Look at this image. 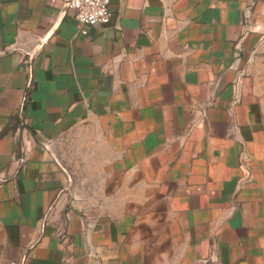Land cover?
I'll return each mask as SVG.
<instances>
[{"label":"crops","instance_id":"obj_1","mask_svg":"<svg viewBox=\"0 0 264 264\" xmlns=\"http://www.w3.org/2000/svg\"><path fill=\"white\" fill-rule=\"evenodd\" d=\"M110 8L0 0V264H264V0Z\"/></svg>","mask_w":264,"mask_h":264},{"label":"built area","instance_id":"obj_2","mask_svg":"<svg viewBox=\"0 0 264 264\" xmlns=\"http://www.w3.org/2000/svg\"><path fill=\"white\" fill-rule=\"evenodd\" d=\"M113 0H69L67 12L82 26H107L113 19L110 8ZM65 0H49L51 8L61 10ZM82 33H85L82 31Z\"/></svg>","mask_w":264,"mask_h":264},{"label":"water","instance_id":"obj_3","mask_svg":"<svg viewBox=\"0 0 264 264\" xmlns=\"http://www.w3.org/2000/svg\"><path fill=\"white\" fill-rule=\"evenodd\" d=\"M69 0H65V3L61 9V15L64 16L67 13V7H68Z\"/></svg>","mask_w":264,"mask_h":264}]
</instances>
